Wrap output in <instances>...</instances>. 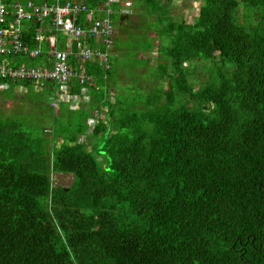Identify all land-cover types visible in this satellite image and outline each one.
Wrapping results in <instances>:
<instances>
[{
	"label": "trees",
	"instance_id": "1",
	"mask_svg": "<svg viewBox=\"0 0 264 264\" xmlns=\"http://www.w3.org/2000/svg\"><path fill=\"white\" fill-rule=\"evenodd\" d=\"M15 1L25 0H0ZM129 1L132 20L112 4L110 45L129 38L150 50L155 35L171 71L160 62L150 74L165 88H142L126 108L110 99V51L109 68L79 64L95 80L86 107L50 110L49 81L43 94L22 77L0 87V100L26 98L51 124L46 137L12 117L14 105L0 109V264H264V0H199L190 23L170 18L169 0ZM4 56L8 67L48 66ZM52 173L70 183L53 185Z\"/></svg>",
	"mask_w": 264,
	"mask_h": 264
},
{
	"label": "built area",
	"instance_id": "2",
	"mask_svg": "<svg viewBox=\"0 0 264 264\" xmlns=\"http://www.w3.org/2000/svg\"><path fill=\"white\" fill-rule=\"evenodd\" d=\"M112 1L115 0H107L90 8L85 6L83 0L63 3L59 0H52L49 4L41 6H34L31 1H27L25 4L15 1L8 6L9 9H6V6L0 2V23L9 21L12 25L22 18H33L39 23L47 24L48 22L54 30L64 34L66 45L62 48L57 47L55 36L49 34L50 36L46 35L44 38L47 44L44 50H40L38 46L30 48L17 38L15 30L7 33L0 27V86H6L5 79L7 77L10 81H13L15 77H22L32 80V83L34 81L57 83V86L54 87L55 97L51 99L50 104L55 106L58 101H67L71 107H78L79 103L84 102L87 98L84 88L81 86L89 85L93 81L90 75L80 69L79 64L88 59L102 64L104 69L109 68L107 53L111 48L114 31L110 19L112 13L110 3ZM120 11L125 10L121 9ZM83 12L86 14L84 15ZM7 14L12 17L7 18ZM83 15L84 21L83 24H80L77 20ZM44 35L40 30L34 38L41 40ZM85 35L96 44L103 43L104 48L100 50L97 47H89L85 42ZM6 36H10L9 46L5 44ZM9 53H18L28 59L40 57V61L47 62L48 66L18 65L17 67H8L2 58L5 57L4 54L9 55ZM73 83H77L79 88L81 87L77 94L68 91ZM42 84L39 86L42 87Z\"/></svg>",
	"mask_w": 264,
	"mask_h": 264
},
{
	"label": "rangeland",
	"instance_id": "3",
	"mask_svg": "<svg viewBox=\"0 0 264 264\" xmlns=\"http://www.w3.org/2000/svg\"><path fill=\"white\" fill-rule=\"evenodd\" d=\"M200 1L199 0H169V3L167 4L168 13L172 20H183L187 23H190L194 20L198 6ZM127 4L130 6L131 1L127 0ZM126 4V6H127ZM125 6V7H126ZM128 6V8H129ZM129 8L128 14L130 20H132L135 15L132 14L133 11H131ZM131 11V13H130ZM237 14H239L237 12ZM135 25L134 22L129 24ZM152 35V34H150ZM58 39H60L61 34L57 33ZM152 41L154 42V46L150 50H140L136 49L138 47L142 48V41L139 42L138 47L135 48V44L132 39L129 38H118L117 40H113L112 47L109 48L108 51H110V70L108 77L106 78L105 84L108 86L109 95L112 94L114 97H118L120 101L122 102V105L126 108L128 105H131L130 99L136 98L138 94H142L144 90L142 88H165L166 87V78L157 79L151 76V71L153 68H156V64L160 62H167V65L165 66V72L170 73V67L168 65L169 60H165V58L161 55V52L158 51V45L160 42L158 41L156 43L155 35H153ZM136 38H134L135 40ZM157 44V45H156ZM143 49V48H142ZM142 59V60H141ZM145 60V63L143 61ZM95 61V60H94ZM97 62V61H95ZM193 61L184 62L182 63V67L191 68V64H193ZM194 66V65H193ZM195 72L197 73V76L201 79L207 77V70L202 69V66L200 64V61H197L195 65ZM188 82H193V88L197 87L196 79L192 76L187 77ZM43 86V84H42ZM24 94V92H22ZM15 96L19 97V94L15 93ZM6 96V95H5ZM44 97V96H43ZM15 100L13 99H3L0 100V109H3L4 111H8L9 108L11 111V116L22 120L25 122V125H29V129H32L33 133H36L38 129L42 126L43 130L42 132L45 134L46 137L49 136V132L45 131V129H48V127L51 126L50 123H47L48 121V115H42L39 116L37 113H42L43 111H39V106H35V110L29 106V101L26 98H21L18 101L14 103ZM46 101V100H44ZM18 103V105H16ZM47 105V104H45ZM49 106V105H48ZM60 106V104H59ZM61 110L63 109V106H60ZM58 109V108H57ZM50 110L54 111L53 107H50ZM35 112L36 116H31L30 119L24 117L32 115V113ZM56 113H59L57 110ZM24 114V115H23ZM63 114L66 115V112L63 111ZM70 116L73 118L74 115L70 114ZM26 121H25V120ZM77 121V118L74 117L73 120L69 123H74ZM85 138L84 136L81 137V139ZM51 182L52 184H58V185H68L71 180V174L70 173H52L51 176Z\"/></svg>",
	"mask_w": 264,
	"mask_h": 264
},
{
	"label": "crops",
	"instance_id": "4",
	"mask_svg": "<svg viewBox=\"0 0 264 264\" xmlns=\"http://www.w3.org/2000/svg\"><path fill=\"white\" fill-rule=\"evenodd\" d=\"M27 1H31L32 2V5H34V6H41V5H43V4H49V2L50 1H52V0H36V1H34V0H25V1H22V2H19V3H22V4H25ZM34 1V2H33ZM61 3H63V2H65V1H70V2H74V1H77V0H59ZM18 2V1H17ZM83 3L85 4V6L86 7H91V6H89V5H87L86 4V2H85V0H83ZM99 4V3H98ZM97 5V4H96ZM94 6V5H93ZM28 11H30L29 9H28ZM83 14L85 15L86 13L85 12H83ZM84 15L82 16V23L81 24H83V21H84ZM11 18L12 16L10 15V14H7V18ZM111 18V17H110ZM45 21H47V20H45ZM30 22H35L36 24H37V29L35 30V32L33 31V33L31 34V37H32V44L30 45H28V44H26V43H24V41L22 40V36H23V34L27 31V29H28V27L31 25L30 24ZM0 27L1 28H3V29H5V32H10V31H13V30H15V32H16V35H17V38L18 39H20L21 40V42L25 45V46H27V47H30V48H32V47H34V46H38L39 48H40V50H44L45 48H46V46H47V44H46V42L44 41V38H45V36L46 35H48V36H50V35H54L55 36V39L57 40V47H60V48H62V47H64V46H66L65 45V37H64V34L63 33H61L60 31H56V30H54L51 26H50V24H48V22H47V24L45 23V22H41V23H39V22H37L35 19H33V18H22V19H19L18 20V22L17 23H14V24H10L9 23V21H3L2 23H0ZM16 28V29H15ZM40 30L42 31V34H45L44 35V37L41 39V40H37V39H35L34 38V36H35V34L36 33H39L40 32ZM57 33H59V34H61V37H60V39H58V37H57ZM50 34V35H49ZM5 44L7 45V46H9L10 45V36H6V38H5ZM97 44H95V46H96ZM98 48V47H97ZM98 49H100V48H98ZM101 50V49H100ZM15 54H17V53H9V55H15ZM19 56H21L23 59H24V55H21V54H19ZM38 58V57H37ZM40 58V57H39ZM37 64H39V63H37ZM42 82L43 81H34L33 82V87L31 86V88L33 89V91L34 92H40V94H43V90H41L42 89V87L43 86H45L44 84H45V82H47V81H44L43 82V86L42 87H40L39 85L40 84H42ZM17 84H19V83H17ZM20 86H23V85H20ZM1 87V86H0ZM24 89L25 88H22V87H20V88H18L17 90H14V92L15 93H17V94H19V95H23L22 94V92H25L24 91ZM87 102H85L84 103V105L83 106H85V104H86ZM80 105V104H79ZM86 107V106H85ZM95 110V114H96V109H94ZM88 122H92L91 120L90 121H88Z\"/></svg>",
	"mask_w": 264,
	"mask_h": 264
},
{
	"label": "clouds",
	"instance_id": "5",
	"mask_svg": "<svg viewBox=\"0 0 264 264\" xmlns=\"http://www.w3.org/2000/svg\"><path fill=\"white\" fill-rule=\"evenodd\" d=\"M105 1H107V0H104L103 2H105ZM102 2V3H103ZM2 3V2H1ZM113 3H117L118 4V12L120 13V14H124V13H126V12H128V10H129V8H128V4H127V0H115V1H112L111 3H110V6H111V9H112V12L114 11V9H113V7H112V4ZM126 4H127V6H126ZM126 6V7H125ZM121 9H123V10H125V11H120ZM129 13V12H128ZM111 19V18H110ZM112 22V21H111ZM113 25V24H112ZM113 30H114V26H113ZM24 59H28L27 57H25L24 56ZM18 64H20V63H18ZM32 65H34V64H32ZM105 77V76H104ZM94 79H93V81H92V83L91 84H84V85H82L81 87H83L84 88V92H85V94H86V100H84V102H82V103H79L80 105H78V107H76V108H79L81 105H83L85 102H87V99H88V93H87V88H88V86H91V85H95L94 84ZM80 87V88H81ZM80 88H79V90H80ZM69 91V90H68ZM70 92V91H69ZM71 93H75V92H71ZM75 94H77V92L75 93ZM110 99H112V95H110ZM61 102H66L67 103V105L69 106V108H72V109H76V108H73V107H71L70 106V104L67 102V101H58L57 102V104L55 105V106H52L51 104V106L52 107H54V108H58V105L61 103ZM56 110V109H55ZM88 123V129L90 130L91 129V123L92 122H87ZM45 131H47V132H51V127H48V129H45Z\"/></svg>",
	"mask_w": 264,
	"mask_h": 264
}]
</instances>
